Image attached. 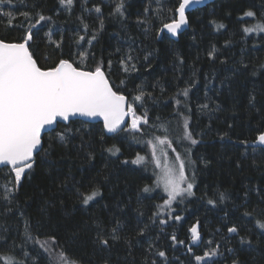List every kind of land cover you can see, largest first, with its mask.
<instances>
[{
  "label": "trees",
  "instance_id": "trees-1",
  "mask_svg": "<svg viewBox=\"0 0 264 264\" xmlns=\"http://www.w3.org/2000/svg\"><path fill=\"white\" fill-rule=\"evenodd\" d=\"M123 2L121 17L110 15L120 0H74L71 10L61 7L59 0H13L11 5L0 6V11L13 13L16 26L8 27V17L0 16V38L13 41L22 37L28 22L20 13L34 12L32 5L35 4L45 16L52 17L33 29L30 48L38 64L47 68L60 58V50L48 46L46 33L51 31L53 40L63 37V58H68L69 52L77 50L74 42L78 35L84 34L83 24L89 26L87 35L91 36L100 29V19H103V29L98 31L91 47L95 60L90 58L89 66L94 67L96 61L102 59L114 87L118 88L120 81L126 80L124 91L129 98L136 85H143L153 95V99H146L144 104L150 122L171 120L173 129L176 128L172 118L176 105L171 98L194 79L195 86L186 101L191 112L186 115L190 118L192 132L202 133L195 136L201 143L190 146L191 158L197 161L195 195L183 203H173L175 214L184 219L172 220L166 225H160L158 220L151 223L149 218L156 210L154 205L162 202L163 193L140 191L153 182L151 168L145 171L142 166L122 163L126 159L131 161L137 153L143 155L148 151L133 140L132 133L106 135L100 123L74 119L69 126L80 131L70 134L64 145L55 144L47 157L41 151L34 172L30 178L23 179L15 199L11 203L0 200V256L13 252V242L24 243V221L28 219L33 234H38L41 242L55 234L69 257L83 264H104L105 259L109 264H151L152 260L164 264L146 251L149 243L154 249L166 251L168 264H192L186 248L190 243L188 228L199 220L203 241L193 246L197 254H202L211 240V247L219 243L223 253L214 258L215 264H232L237 258L240 264H264V233L256 227V218L264 219V149L257 148L253 153L251 148L245 150L239 143L254 141L258 132L264 131V33L245 35L241 31L243 26L264 20V0H215L195 8L188 13V27L177 39L165 32L158 35L157 31L173 18L180 0ZM94 6L101 7L102 17L98 18L94 11H85ZM247 10H252L256 17L241 20ZM218 23L225 27L217 30L215 24ZM81 43L83 48L89 47L87 41ZM213 46L217 51L210 59L208 52ZM129 51L138 57L137 70L125 73L120 60ZM145 55H149L147 61ZM109 60L112 61L110 70ZM205 92L210 99H206ZM250 96L255 97L254 106L249 104ZM179 99L185 100L182 96ZM202 103H209L213 109L219 105V108L201 112L198 105ZM64 126L59 123L56 131ZM142 127L143 132L135 135H144L147 139L152 129ZM225 132L228 135L221 140L220 134ZM54 136L52 131L43 135L44 149L48 150L50 138ZM175 136L173 132L171 138ZM112 145L120 148L115 156L104 150ZM185 145L174 143L173 147L183 153ZM245 151L246 156L242 155ZM168 152L174 157L170 149ZM89 153L93 154L91 160ZM201 157L209 161L207 167L199 163ZM237 161L240 167L236 166ZM7 171L0 172V186L9 179L14 180L5 175ZM187 174L191 175V171ZM66 178L69 179L64 187ZM90 185H95L101 195L84 208L77 201L75 191L79 187L81 191L90 192ZM2 190L0 187V192ZM205 192L208 198L224 192L227 198L213 207L207 203ZM246 210L253 212V216H244ZM117 219L123 225L119 229L121 240L109 249H100L95 243L98 229L94 221L105 226L107 233ZM146 225L145 233L138 235ZM233 225L238 227L239 235L227 232ZM173 233L178 240L185 241V246L173 247L170 239ZM241 236L250 240L251 245H241ZM125 241L130 242L131 249ZM27 247L39 258V264H47L46 254L39 245L30 243ZM229 247L234 249L232 253L226 251ZM16 255L19 256L18 250Z\"/></svg>",
  "mask_w": 264,
  "mask_h": 264
},
{
  "label": "snow or ice",
  "instance_id": "snow-or-ice-1",
  "mask_svg": "<svg viewBox=\"0 0 264 264\" xmlns=\"http://www.w3.org/2000/svg\"><path fill=\"white\" fill-rule=\"evenodd\" d=\"M201 2L202 0H180L178 7L174 9L173 18L164 23L157 34L159 35L160 32L166 30L171 36H178L182 26L188 24L186 12ZM11 4H13V0H0V6ZM59 4L61 7L71 10L74 0H59ZM32 7L35 8L34 12L20 13L28 22L22 37L13 41L0 38V172L7 169L5 175L14 177V180L9 179L0 186L3 189L0 192V200L11 203L15 199V193L19 191L23 179L25 177L30 178L34 172L36 158L41 151H44V156L47 157L50 154L49 150L55 144L64 145L70 134L80 131V129H73L69 126L74 118H100L103 121L105 133H132L133 140L148 150L145 154L137 153L131 161L126 159L122 163L142 166L145 171H149L151 168L154 177L153 182L151 185L146 184L140 191L151 193L160 190L163 193L162 202L154 205L156 210L149 218L151 223L155 224L157 220L160 225H166L172 220L181 222L184 217L175 214L173 203H183L186 198L195 195L197 161L191 158L190 146L201 143L195 136L202 135V133L194 134L192 132L190 118L186 115V112H191L186 101L196 81L193 79L188 87L178 90L171 98L176 105L172 117L176 121L175 129L171 127V120L162 123L150 122V116L147 109L144 108V104L146 99H153L151 92H147L143 85L138 84L135 89L131 90L133 94L129 98L124 91L127 88L126 80H121L118 88L114 87L108 78V72L105 70L102 59L96 61L94 67L88 64L90 58L95 60V54L91 51V47L93 42L97 40L98 31L103 29V19H100V29L94 31L91 36L87 35L89 26L83 24L84 34L78 35L74 42L77 50L69 52L68 58H63L65 56L63 37L60 40H53V33L51 31L46 33L48 46L60 50V58L53 66L43 68L38 64L34 58V53L30 50L34 38L33 29H36L42 22L50 21L52 17L45 16L39 8H36L35 4ZM123 9L124 2L120 0L110 15L119 14L123 17ZM85 11H94L98 18L103 15L100 6H94L91 9L85 8ZM145 11L149 10L145 9ZM0 16L8 17V27L16 26L13 23L15 19L13 13L0 11ZM245 17L255 18L256 14L252 10H247L240 19L243 20ZM81 22L83 23V21ZM139 23H146V21H139ZM215 27L219 30L223 29L225 25L218 23L215 24ZM241 31L245 35L264 33V20L258 21L252 26H243ZM83 41H87L89 47L83 48L81 43ZM216 51L215 46H213L212 50L208 52L210 59L214 58ZM149 55H145V61L148 60ZM137 59L138 57L133 56L131 51L125 54L120 60L123 71L125 73L135 72ZM107 63L108 70H110L112 61L109 60ZM180 63L182 64L183 61L181 60ZM155 86L153 85V87ZM205 87L207 89L208 85L206 84ZM161 91H163L162 88ZM181 96L185 98L184 101L179 99ZM205 97L210 99L207 97V92H205ZM254 100L255 97L250 96L249 104L254 106ZM218 108L219 105H216V109L211 108L209 103L198 105V110L201 112L214 111ZM60 121L65 122V126L60 131H56V126ZM157 121H159V117H157ZM142 126H150L152 129L147 139L144 135L140 137L135 135L143 132ZM47 131L55 132V136L50 138L48 150L44 149L42 135ZM157 131L161 134L157 135ZM173 132L176 133L175 139L171 138ZM227 135V132L221 133L220 139L223 140ZM104 139L102 134L100 136L101 144L104 143ZM174 143L185 145V151L183 153L177 151V148L173 147ZM239 143L244 146L245 150L251 148L253 153L257 148L264 149V131L258 132L254 141L241 140ZM169 149L174 153V157L169 156ZM104 150L113 156L120 152V148L115 145ZM88 155L89 160H91L93 154L89 153ZM242 155L246 156L247 151ZM199 163L205 167L209 165V161L203 157L200 158ZM255 163L253 161V164ZM236 166H241L239 161H237ZM189 171H191V175L187 174ZM69 178H66L62 186H67ZM89 187L90 192L81 191L79 187L75 191L77 201L84 208H87L101 195L95 185ZM204 197L207 198V203L213 207H216L218 202L223 203L227 198L224 192H217L211 198H208L207 192H205ZM140 214L143 215L142 212ZM227 215L225 213V216ZM243 215L252 217L253 212L246 210ZM161 216L165 218L162 219ZM94 223L98 229L95 243L100 249H109L121 240L119 229L123 225L119 219L107 230V233L105 226L95 221ZM24 225V243L18 245L13 242V252L9 255L0 256V261L3 264H39V258L33 256L27 247L30 243L33 246L39 245L46 254L47 264H83L81 260L69 257L55 234L48 236L46 240L41 242L38 234H33L28 219H25ZM199 226L200 222L197 220L188 228L190 243L186 245V248L192 257V264H215L214 258L223 255L219 243L216 247H211L213 242L209 240L207 242L208 247L202 254H197L193 250L194 245L203 241ZM147 227L148 225L141 228L138 235H143ZM256 227L264 233V219L256 218ZM217 231L220 230L217 229ZM227 232L239 235V229L235 225L228 227ZM170 239L173 247L177 244L185 246V241L178 240L175 233L171 235ZM125 243L131 249L130 242L125 241ZM239 243L251 245L252 242L241 236ZM17 250L19 256L16 255ZM146 251L159 257L164 264H168L166 251L154 249L152 243H149ZM226 251L232 253L234 249L229 247ZM145 261H147V256ZM104 264H109L107 259H105ZM151 264H158V262L152 260ZM232 264H240L239 259H233Z\"/></svg>",
  "mask_w": 264,
  "mask_h": 264
},
{
  "label": "water",
  "instance_id": "water-1",
  "mask_svg": "<svg viewBox=\"0 0 264 264\" xmlns=\"http://www.w3.org/2000/svg\"><path fill=\"white\" fill-rule=\"evenodd\" d=\"M213 1H215V0H202V2L200 3V4H198V5H195V6H193L191 9H189L187 12H186V15H188V13H190L192 10H194L195 8H200V7H203V6H205V5H207V4H209V3H212ZM187 19H188V17H187ZM188 27V24L186 25V26H182V30H180L179 31V34L180 33H182L186 28ZM162 29V28H161ZM162 32H165L166 34H168L171 38H173V39H177L178 38V36H176V37H173V36H171V34L170 33H167V31L166 30H163ZM178 34V35H179ZM74 119H80V120H83V121H85V122H88V123H100L101 124V126H102V128H103V121H102V119H100V118H92V119H89V118H85V117H77V118H74ZM73 119V120H74ZM59 123H63V124H65V122H63V121H60V122H58V124ZM57 124V125H58ZM57 127V126H56ZM48 132H50V131H47V132H44V133H42V135H44L45 133H48ZM105 133V132H104ZM106 135H113V134H115V133H105ZM199 230H200V226H199ZM201 232V231H200ZM201 235H202V233H201ZM202 237H203V235H202ZM200 243V242H199ZM198 243V244H199ZM194 246H197V245H194Z\"/></svg>",
  "mask_w": 264,
  "mask_h": 264
},
{
  "label": "rangeland",
  "instance_id": "rangeland-1",
  "mask_svg": "<svg viewBox=\"0 0 264 264\" xmlns=\"http://www.w3.org/2000/svg\"><path fill=\"white\" fill-rule=\"evenodd\" d=\"M166 198V197H165ZM0 264H3V262L2 261H0Z\"/></svg>",
  "mask_w": 264,
  "mask_h": 264
}]
</instances>
